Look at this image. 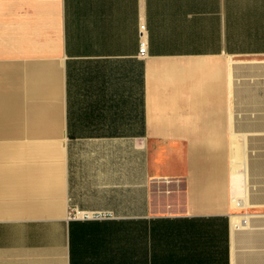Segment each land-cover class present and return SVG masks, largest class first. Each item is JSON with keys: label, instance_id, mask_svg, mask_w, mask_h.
<instances>
[{"label": "crops", "instance_id": "obj_1", "mask_svg": "<svg viewBox=\"0 0 264 264\" xmlns=\"http://www.w3.org/2000/svg\"><path fill=\"white\" fill-rule=\"evenodd\" d=\"M234 26L233 0H0V264H264L218 149Z\"/></svg>", "mask_w": 264, "mask_h": 264}, {"label": "rangeland", "instance_id": "obj_2", "mask_svg": "<svg viewBox=\"0 0 264 264\" xmlns=\"http://www.w3.org/2000/svg\"><path fill=\"white\" fill-rule=\"evenodd\" d=\"M233 6L234 54L228 56L233 62L227 72V97L221 99L231 111V138L230 144L218 149L227 164L236 155L246 166L249 207L236 211L264 213V0H233ZM256 200L260 202L255 204Z\"/></svg>", "mask_w": 264, "mask_h": 264}, {"label": "bare ground", "instance_id": "obj_3", "mask_svg": "<svg viewBox=\"0 0 264 264\" xmlns=\"http://www.w3.org/2000/svg\"><path fill=\"white\" fill-rule=\"evenodd\" d=\"M242 178H243V174L242 173L236 174V178H235V188H236L237 191L242 190V185H241ZM242 202H243L242 199H240L239 196L236 195L235 196V203L241 205Z\"/></svg>", "mask_w": 264, "mask_h": 264}, {"label": "built area", "instance_id": "obj_4", "mask_svg": "<svg viewBox=\"0 0 264 264\" xmlns=\"http://www.w3.org/2000/svg\"><path fill=\"white\" fill-rule=\"evenodd\" d=\"M144 30V26L141 25V39H140V46H139V54L144 55L146 52V39L142 35V31Z\"/></svg>", "mask_w": 264, "mask_h": 264}]
</instances>
